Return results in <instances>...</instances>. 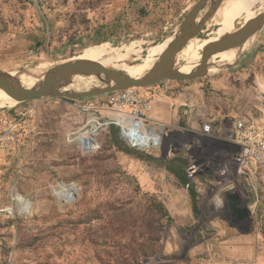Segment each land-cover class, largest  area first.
<instances>
[{
	"label": "rangeland",
	"instance_id": "obj_1",
	"mask_svg": "<svg viewBox=\"0 0 264 264\" xmlns=\"http://www.w3.org/2000/svg\"><path fill=\"white\" fill-rule=\"evenodd\" d=\"M240 1L207 3L185 65L200 64L209 44L234 33ZM197 2L0 0V74L37 84L56 66L87 58L129 65L126 73L154 66ZM234 51L229 62L213 57L204 77L131 89L125 107L111 103L117 93L0 101L2 129L18 114L30 124L21 145L0 148V264H264V183L231 176L218 184L210 160L223 153L230 118L254 114L264 92V27ZM73 78L62 90L74 92ZM134 112L150 128L176 133L175 152L132 147L120 121ZM210 122L212 138L202 133ZM114 135L151 159L120 151ZM196 161L203 167L192 180L194 210L188 187L164 162L186 170ZM229 193L240 195L247 221L232 218Z\"/></svg>",
	"mask_w": 264,
	"mask_h": 264
},
{
	"label": "water",
	"instance_id": "obj_2",
	"mask_svg": "<svg viewBox=\"0 0 264 264\" xmlns=\"http://www.w3.org/2000/svg\"><path fill=\"white\" fill-rule=\"evenodd\" d=\"M210 0H198L184 19L181 32L168 44L159 61L141 79H135L120 71L109 70L89 61H73L61 64L45 73L33 87L25 88L10 74H0V90L16 103L23 104L35 99H66L71 102L86 98L99 97L129 89H145L163 81H186L204 77L208 74L209 63L216 55L223 54L245 44L247 40L264 27V11L246 22L234 33L209 44L201 54L199 66L185 74L175 68L177 56L184 50L196 34L195 22ZM75 76H95L103 79L105 87L91 89L88 92H63L62 89ZM229 207L234 221H247L250 212L242 206L237 193L227 194ZM235 223V222H234ZM231 227H234L232 225ZM243 234L248 232L241 231Z\"/></svg>",
	"mask_w": 264,
	"mask_h": 264
},
{
	"label": "built area",
	"instance_id": "obj_3",
	"mask_svg": "<svg viewBox=\"0 0 264 264\" xmlns=\"http://www.w3.org/2000/svg\"><path fill=\"white\" fill-rule=\"evenodd\" d=\"M129 91L131 89L116 92L121 96L114 98L111 103L117 101L116 106L118 107H125L128 103L132 105L134 99L128 93ZM144 109L149 111L151 108L146 105ZM255 109L254 114L250 116L231 117L230 124L225 129L223 128V153L215 154L210 159L212 163L215 162L212 165L216 169L218 184L231 176L261 180L264 183V92ZM138 113L141 116H138ZM134 116L122 117L120 121L124 124L122 126L124 137L132 147L148 151L157 150L162 155L175 152L177 141L174 135L176 133L162 125L150 128L143 120L144 112H134ZM28 117L27 114H18L17 118L6 122L3 129L0 127V148L11 143L21 145L22 139L30 132ZM151 133L158 135L151 137ZM202 133L209 138L215 136L211 122L202 127ZM219 154L223 160L218 158ZM202 167L198 161L188 166L185 172L190 182H193L192 180L199 175Z\"/></svg>",
	"mask_w": 264,
	"mask_h": 264
},
{
	"label": "bare ground",
	"instance_id": "obj_4",
	"mask_svg": "<svg viewBox=\"0 0 264 264\" xmlns=\"http://www.w3.org/2000/svg\"><path fill=\"white\" fill-rule=\"evenodd\" d=\"M255 1L256 0H241L240 1L241 10L244 13V16L241 18V20H243V21H241V22L239 21L237 23L234 32L236 30H238L243 24H245L246 22L255 18L259 12L264 11V6H262V5H264V0L260 4L261 8L255 9L253 11L250 10L252 8V6L254 5ZM195 43H196L195 39L190 40L189 43L187 44V46L184 48V50L177 56V59L175 61V68L180 70L182 73H185V74L191 73L192 71H194L199 66V64L185 65V62H184L190 56V52H191L192 48L194 47ZM216 56L219 58L217 61L218 63L229 62V61L234 60L235 51L233 49V50H230L228 52H225L223 54H219ZM84 61L98 63V64L104 66L105 68L109 69V70H116V71H120V72H124V73L127 72V68L129 67V65H125V64L117 63V62H112L110 60L87 58ZM152 67L153 66H149V67H146L143 69H138L136 71L129 72L126 74H128L129 76H131L135 79H141L147 74V72ZM47 69L38 70V71L34 72V74L36 76H39V78H41ZM19 81H20L21 85L25 88H33L36 85L34 78L21 77V78H19ZM103 87H105V84L103 83V79H99L95 76H90V77L89 76H87V77L86 76H75L72 80V84L69 86L68 89L73 90L74 92H88L91 89L103 88ZM62 91L65 92L64 90H62ZM0 94L3 95V96H0L1 107L4 106L5 103H10V102L15 103L14 100H12L8 96H6L1 90H0ZM155 135H158V134L151 133L150 136L154 137ZM79 141L83 144H86L87 142L90 141V139L80 138Z\"/></svg>",
	"mask_w": 264,
	"mask_h": 264
},
{
	"label": "trees",
	"instance_id": "obj_5",
	"mask_svg": "<svg viewBox=\"0 0 264 264\" xmlns=\"http://www.w3.org/2000/svg\"><path fill=\"white\" fill-rule=\"evenodd\" d=\"M115 133L116 132H114V134ZM114 142L120 151H122L128 155L135 156L139 159H143V158L148 159V160L151 159L149 157L146 158V156H144L143 154L137 153L134 150L130 149L129 147L125 146L115 135H114ZM164 166L166 167V169L171 174H173L176 178H178L184 186L188 187L192 207L194 210H197L199 195L195 189L194 183L190 182L187 175H186L185 164L184 165H182V164L178 165L177 163L174 164V162H164ZM123 264H127V261H124Z\"/></svg>",
	"mask_w": 264,
	"mask_h": 264
},
{
	"label": "crops",
	"instance_id": "obj_6",
	"mask_svg": "<svg viewBox=\"0 0 264 264\" xmlns=\"http://www.w3.org/2000/svg\"><path fill=\"white\" fill-rule=\"evenodd\" d=\"M214 207H216L215 209H217V207H218V209H219V206L217 205V204H215V206Z\"/></svg>",
	"mask_w": 264,
	"mask_h": 264
}]
</instances>
